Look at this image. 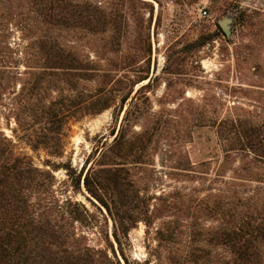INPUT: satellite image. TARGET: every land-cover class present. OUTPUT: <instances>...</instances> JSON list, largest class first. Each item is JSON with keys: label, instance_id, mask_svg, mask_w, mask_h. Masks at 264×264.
<instances>
[{"label": "rangeland", "instance_id": "obj_1", "mask_svg": "<svg viewBox=\"0 0 264 264\" xmlns=\"http://www.w3.org/2000/svg\"><path fill=\"white\" fill-rule=\"evenodd\" d=\"M65 2L78 6L53 10L43 24L30 0H0V132L48 173L46 187L59 203L69 198L87 209L78 207L80 242L114 260L111 243L122 264H224L226 253L211 237L223 223L225 182L244 178L230 188L241 199L236 212L264 192V165L251 166L245 152L225 154L216 127L229 118L264 123V0ZM82 5L104 16L85 25L75 13ZM224 17L232 18L230 35L219 26ZM44 32L94 68L83 72L91 77L70 73L61 82L43 74L34 83L42 72L34 66L44 58L38 48ZM99 90L110 107L68 117L56 153L37 144L40 132L55 140L48 131L55 126L24 121L20 109L28 113L59 98L89 100ZM14 112L22 116L19 123ZM103 166L117 167L138 196L126 204L133 220L120 244L112 215L83 183L89 167Z\"/></svg>", "mask_w": 264, "mask_h": 264}, {"label": "trees", "instance_id": "obj_2", "mask_svg": "<svg viewBox=\"0 0 264 264\" xmlns=\"http://www.w3.org/2000/svg\"><path fill=\"white\" fill-rule=\"evenodd\" d=\"M30 2L36 7L39 22L43 24L52 18L53 10L68 8L71 11L73 7L78 6H70L65 0ZM61 2H64L63 7ZM76 11L78 16L84 19L85 25L91 23L92 19L104 16L103 10L91 5L79 6L75 13ZM60 22L63 24V21ZM89 30L93 29L90 27ZM38 39V48L44 54V58L40 61V66H34L42 69L34 83H38L43 74L56 75L61 82H65L70 73L79 79L91 77L83 72L94 68H90L84 59L60 43L56 37H49L44 32ZM3 73L4 71H0V78L3 77ZM143 79L146 77L138 81ZM102 91L99 90L93 97L90 96L89 100L52 99L39 109L31 108L26 113L27 107H24V111L21 109L20 111L24 112V121L37 118L38 122L54 124L55 129L49 127L48 131L55 133V140L52 135L42 132L36 135V139L37 144L53 147V152L56 153L57 148L61 146L63 135L61 128L68 117L98 113L110 107L109 97L101 93ZM2 93L3 91H0V98ZM125 100L126 97L123 95L121 102L124 103ZM14 116L19 123L22 116L15 112ZM216 127L225 154L245 152L247 157H250L248 163L251 166L258 168L260 164L264 165V123L253 124L241 118H229L221 120ZM31 146L36 149L39 145ZM84 169L85 167H82L75 177L74 188L79 187ZM118 170L115 166H103L99 169L89 167L83 175V183L88 192L112 215L113 237L120 244V236H127L133 220L131 210L127 209L129 206L126 204L138 196L132 182L125 181L124 177L117 173ZM48 176L46 171L34 165L30 156L17 153L12 141L0 132V264H122L111 243L114 260H111L102 249L98 250L86 242H80L82 238L75 232V223L81 224L78 207L85 211L87 209L81 203H72L69 198H66L64 204L59 203L46 187ZM229 178V181L225 182L227 187H224L227 195L222 197L223 223L219 234L216 233L211 238L218 240V244L222 245L226 253L224 264H260L264 256L261 251V247L264 246V208L259 210L257 201L262 199L264 192L261 194L256 192L249 196L247 198L249 209L236 212L235 205L241 199L238 192L231 191L230 188L237 186L239 180L244 178L237 176ZM256 189L259 187L253 188V191ZM69 206L71 209L68 210ZM108 240L107 237L106 241Z\"/></svg>", "mask_w": 264, "mask_h": 264}, {"label": "water", "instance_id": "obj_3", "mask_svg": "<svg viewBox=\"0 0 264 264\" xmlns=\"http://www.w3.org/2000/svg\"><path fill=\"white\" fill-rule=\"evenodd\" d=\"M231 17H224L222 20L219 21L220 28L224 31L226 35H230L231 33Z\"/></svg>", "mask_w": 264, "mask_h": 264}]
</instances>
